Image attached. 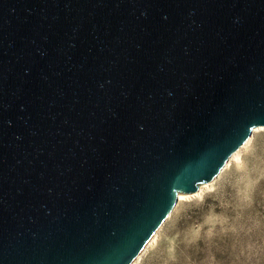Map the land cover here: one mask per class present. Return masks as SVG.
Segmentation results:
<instances>
[{
	"label": "water",
	"instance_id": "1",
	"mask_svg": "<svg viewBox=\"0 0 264 264\" xmlns=\"http://www.w3.org/2000/svg\"><path fill=\"white\" fill-rule=\"evenodd\" d=\"M264 128V0H0V264H134Z\"/></svg>",
	"mask_w": 264,
	"mask_h": 264
},
{
	"label": "rangeland",
	"instance_id": "2",
	"mask_svg": "<svg viewBox=\"0 0 264 264\" xmlns=\"http://www.w3.org/2000/svg\"><path fill=\"white\" fill-rule=\"evenodd\" d=\"M229 158L200 199L176 202L137 264H264V130Z\"/></svg>",
	"mask_w": 264,
	"mask_h": 264
},
{
	"label": "bare ground",
	"instance_id": "3",
	"mask_svg": "<svg viewBox=\"0 0 264 264\" xmlns=\"http://www.w3.org/2000/svg\"><path fill=\"white\" fill-rule=\"evenodd\" d=\"M261 130H264V128L263 127H257V128H254L251 131V135L244 141L243 145L236 152H234L230 156L231 158H229V161L226 164V167L229 166L232 162H235V163H239L240 162L241 155H242L244 149L250 144V142L253 139L254 135L257 132L261 131ZM212 183L205 184V185H202V186L198 187L197 191L192 193V194H189V195H177V200H176L177 204H180L181 202H184V201H187V200H191V199H195V198L200 199L202 197V195L204 194V192L212 187ZM159 230L156 233H154V235H152V237L149 239V241L147 242V244L144 246V248L140 252V254L137 257V259L134 262V264H137L140 261L141 257L144 255V253L148 249L152 248L153 245L156 243V241L158 239Z\"/></svg>",
	"mask_w": 264,
	"mask_h": 264
}]
</instances>
